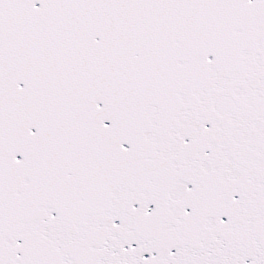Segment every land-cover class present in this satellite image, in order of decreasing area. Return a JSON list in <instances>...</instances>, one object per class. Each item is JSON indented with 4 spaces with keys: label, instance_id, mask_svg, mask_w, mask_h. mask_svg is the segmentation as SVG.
Wrapping results in <instances>:
<instances>
[{
    "label": "snow or ice",
    "instance_id": "snow-or-ice-1",
    "mask_svg": "<svg viewBox=\"0 0 264 264\" xmlns=\"http://www.w3.org/2000/svg\"><path fill=\"white\" fill-rule=\"evenodd\" d=\"M0 264H264V0H0Z\"/></svg>",
    "mask_w": 264,
    "mask_h": 264
}]
</instances>
